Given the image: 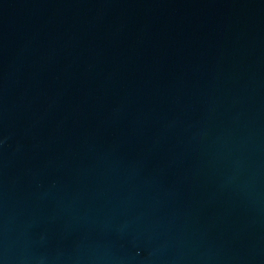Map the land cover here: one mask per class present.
<instances>
[{"label": "water", "instance_id": "water-1", "mask_svg": "<svg viewBox=\"0 0 264 264\" xmlns=\"http://www.w3.org/2000/svg\"><path fill=\"white\" fill-rule=\"evenodd\" d=\"M0 264H264V0H0Z\"/></svg>", "mask_w": 264, "mask_h": 264}]
</instances>
